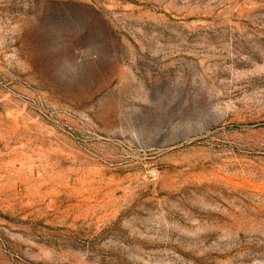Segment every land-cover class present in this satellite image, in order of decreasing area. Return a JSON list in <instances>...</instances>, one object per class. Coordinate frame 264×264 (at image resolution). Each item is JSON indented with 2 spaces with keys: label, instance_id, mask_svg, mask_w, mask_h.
<instances>
[{
  "label": "rangeland",
  "instance_id": "obj_1",
  "mask_svg": "<svg viewBox=\"0 0 264 264\" xmlns=\"http://www.w3.org/2000/svg\"><path fill=\"white\" fill-rule=\"evenodd\" d=\"M0 264H264V0H0Z\"/></svg>",
  "mask_w": 264,
  "mask_h": 264
}]
</instances>
